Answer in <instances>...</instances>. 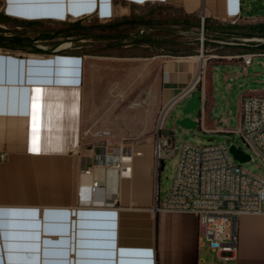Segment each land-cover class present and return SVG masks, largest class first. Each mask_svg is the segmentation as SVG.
Instances as JSON below:
<instances>
[{"label": "crops", "instance_id": "0c3cea01", "mask_svg": "<svg viewBox=\"0 0 264 264\" xmlns=\"http://www.w3.org/2000/svg\"><path fill=\"white\" fill-rule=\"evenodd\" d=\"M146 4L171 5L187 15L235 27L256 16L244 12L243 0H0V12L20 19L95 16L108 21L130 6ZM226 44L231 45L229 51L215 52L205 60L200 55H156L158 106L164 108L196 81L189 96L202 95L199 113L191 116L199 119L198 128L231 132L240 121L242 100L250 94L264 95V45L246 65L242 58L226 56L253 51L240 47L245 43ZM60 50L21 54L0 48V153H6L0 160V212L38 213L35 218L0 215V264H264V214L240 216L238 250L228 257L217 255L200 237L192 213L155 210L156 176L149 150L133 157L132 171L119 181L116 196L109 198L102 188L93 189L94 182L102 180L103 169L83 172L92 154L101 152L99 146L92 150L81 146L86 60L82 54ZM37 88L42 90L39 151L32 152ZM219 97L236 100L233 127L225 113L216 116ZM80 187L86 194L79 198ZM31 223L39 227L26 226Z\"/></svg>", "mask_w": 264, "mask_h": 264}, {"label": "rangeland", "instance_id": "374dc122", "mask_svg": "<svg viewBox=\"0 0 264 264\" xmlns=\"http://www.w3.org/2000/svg\"><path fill=\"white\" fill-rule=\"evenodd\" d=\"M243 4L244 12L249 11L256 16L237 22L234 28L229 27L230 22L209 20L207 17L202 21L201 16H197L200 25L193 26L190 24L191 18L177 7L146 4L130 6L124 14H118L108 21L95 16L81 19L79 25L87 31L86 38L74 36L71 40L59 36L35 41L43 49L59 41L57 47L61 45V50L85 56V117L81 146L89 149L94 146L114 147L122 143L132 147L135 152H153L156 127L163 111L157 104L156 83L160 63L154 57L160 54L200 55L202 36L206 57L215 52L229 51L231 45L226 44L229 42L245 43L240 47L260 51L261 44L264 45V27L259 26L264 25V0H243ZM125 17L134 22L127 21L114 27ZM205 19L208 20L207 29H204ZM58 27L54 23H46L42 28ZM248 32L253 35H247ZM37 34L30 32L32 37ZM13 51L27 52L19 49ZM197 94L193 92L168 112L167 129L173 120L176 146L184 142L195 145L222 143L230 149L235 144L252 157V160L241 162L242 167L264 176L263 159L242 142L240 135L232 131L207 133L201 128L186 129L180 125L183 107ZM219 100L216 116L225 113L231 118L233 127L235 98ZM177 159V155L165 159L158 181L155 175L160 198L171 189Z\"/></svg>", "mask_w": 264, "mask_h": 264}, {"label": "built area", "instance_id": "2783aa9c", "mask_svg": "<svg viewBox=\"0 0 264 264\" xmlns=\"http://www.w3.org/2000/svg\"><path fill=\"white\" fill-rule=\"evenodd\" d=\"M205 16H201L202 21ZM204 38H201L200 56ZM59 50L55 48L54 51ZM10 52L11 50L5 49ZM21 54L25 52L19 51ZM257 52L239 54L227 59L242 58L250 64ZM196 81L180 91L162 111L153 143L155 175H160L165 159L177 155L174 180L169 193L160 198L156 183L154 209L164 212H190L198 221V232L217 255L233 257L238 250V223L241 215L264 214V176L256 174L235 162L229 148L222 143L195 145L184 142L176 146L173 121L167 129V115L171 108L188 97ZM240 121L232 130L240 135L244 144L254 149L264 161V95L250 94L241 102ZM91 148L90 150H92ZM132 147L120 144L103 146L100 153H93L91 164L83 167L85 174H92L97 167L103 169V178L96 180L93 189L102 188L109 198L116 196L122 176L124 158L136 156ZM141 153V152H140ZM6 153H0V160ZM249 160H252L250 156ZM164 167V166H163ZM163 169V168H162ZM86 189L79 188V198Z\"/></svg>", "mask_w": 264, "mask_h": 264}, {"label": "trees", "instance_id": "16d2710c", "mask_svg": "<svg viewBox=\"0 0 264 264\" xmlns=\"http://www.w3.org/2000/svg\"><path fill=\"white\" fill-rule=\"evenodd\" d=\"M187 16L191 18L190 24H193V26L200 25V20L196 15ZM80 20L81 19H77L76 21H53L49 19H20L7 16L0 12V48L10 50L19 49L35 53L53 52L60 43L59 41L53 43L52 47L48 49L40 48L35 41L49 40L59 36L66 39L71 38V40L76 36L78 38H86L88 33L82 26L79 25ZM127 21L134 22L132 19L130 20L128 17H125L121 22L116 23L114 27L120 26ZM207 22L208 20L205 19L204 29L208 28ZM46 23H54L59 25V27L54 29L42 28ZM259 26L264 27V25L261 24ZM229 27L234 28L235 26L229 25ZM30 32L38 34L35 37H32ZM246 34L249 36L253 35L252 32H248Z\"/></svg>", "mask_w": 264, "mask_h": 264}, {"label": "snow or ice", "instance_id": "6c2138e0", "mask_svg": "<svg viewBox=\"0 0 264 264\" xmlns=\"http://www.w3.org/2000/svg\"><path fill=\"white\" fill-rule=\"evenodd\" d=\"M10 2H12V0H10ZM50 82V81H49ZM59 83H67V81H58ZM41 89L37 88L35 89V93L36 95L33 97V104H32V121H31V131H32V137H31V143H30V151L32 152H38L39 151V147H38V140H39V110H40V93H41ZM37 211L36 210H12V211H2L0 212V215L3 216H7V215H11V216H28V217H33L35 218L37 216ZM49 213H45V216H48ZM59 215H63V216H67V213H60ZM81 215H84L83 213H81ZM5 226H12L11 224H6ZM28 227H36L38 228L39 225L37 223H31L26 225ZM81 227H83V225H81ZM80 235H83V233H80ZM36 239L39 238L38 234L35 235ZM81 247H83L84 245L81 243L80 245ZM114 245L112 244H108L107 247H113ZM123 253V250H122ZM144 255H150V253H143ZM109 255H111V253H109ZM123 264V262H122Z\"/></svg>", "mask_w": 264, "mask_h": 264}, {"label": "water", "instance_id": "95a60500", "mask_svg": "<svg viewBox=\"0 0 264 264\" xmlns=\"http://www.w3.org/2000/svg\"><path fill=\"white\" fill-rule=\"evenodd\" d=\"M59 49L62 48L61 45L58 47ZM202 95L197 94L191 99L182 109L181 115L182 117L179 118V123L181 126L185 127L186 129L191 128H198L199 119H193L191 116L197 112V108L202 106ZM243 142V141H242ZM230 152L233 155L234 159L238 160L239 163L249 160L250 156L246 154L239 146L232 144L230 146ZM163 164H161V169L163 168ZM159 174L157 175L158 181ZM158 184V183H157Z\"/></svg>", "mask_w": 264, "mask_h": 264}, {"label": "bare ground", "instance_id": "6f19581e", "mask_svg": "<svg viewBox=\"0 0 264 264\" xmlns=\"http://www.w3.org/2000/svg\"><path fill=\"white\" fill-rule=\"evenodd\" d=\"M164 113H165V111L163 112L162 115H164ZM140 154H141L140 152L136 153V155H140ZM132 160H133V158L132 159H130V158H124L123 159V163H122V170H123L122 176H125V175L128 176L131 173V171H132V167H131Z\"/></svg>", "mask_w": 264, "mask_h": 264}]
</instances>
